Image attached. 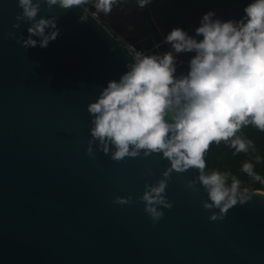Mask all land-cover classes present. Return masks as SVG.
Wrapping results in <instances>:
<instances>
[{"label":"water","instance_id":"water-1","mask_svg":"<svg viewBox=\"0 0 264 264\" xmlns=\"http://www.w3.org/2000/svg\"><path fill=\"white\" fill-rule=\"evenodd\" d=\"M20 12L18 0H0V264H264V189L211 221L219 209L203 208V186L186 189L198 170L173 172V207L154 224L139 198L170 166L162 153L87 154L88 105L131 61L118 37L91 15L80 21L83 8L42 4L38 18L57 15L60 33L25 48Z\"/></svg>","mask_w":264,"mask_h":264},{"label":"clouds","instance_id":"clouds-1","mask_svg":"<svg viewBox=\"0 0 264 264\" xmlns=\"http://www.w3.org/2000/svg\"><path fill=\"white\" fill-rule=\"evenodd\" d=\"M122 0H18L22 12L17 13L14 28L30 22L23 47L45 48L55 40L60 29L59 17L39 16L42 4L51 11L83 8L80 21L89 15L100 22V15H109ZM151 0H137L143 8ZM91 6V7H89ZM92 8L95 11H92ZM240 20L213 19L214 11L205 13L196 28L197 39L181 28H174L165 42L172 51L162 55H146L133 45H126L133 61L119 80H110L98 98L88 105L92 117L87 154L95 157L94 146L113 161L128 157L161 154L170 162L162 178L145 183L139 198L153 223L164 217L163 208L173 202L166 190L173 172L198 170L186 189L198 191L203 186L208 199L205 210L212 211L211 221L223 220L229 209L253 199L248 187L231 172L207 171L205 154L212 144L224 143L234 155L255 150V144L238 133L251 125L264 132V0H252L244 8ZM14 35V33H10ZM33 37H39V41ZM195 52L187 74L177 77L174 53ZM260 161V157H256ZM241 172L253 181L264 184V177L251 162H244ZM148 175H152L151 169ZM231 180V183H229ZM115 204L133 202L132 196H116ZM162 206V207H161Z\"/></svg>","mask_w":264,"mask_h":264},{"label":"trees","instance_id":"trees-1","mask_svg":"<svg viewBox=\"0 0 264 264\" xmlns=\"http://www.w3.org/2000/svg\"><path fill=\"white\" fill-rule=\"evenodd\" d=\"M202 0H151V3L141 8L137 4V0H122L119 4L127 9L139 10L142 12H150L153 20L144 28V35L147 37V45L154 49L148 55H160L172 51L171 45L165 42L166 36L174 28H181L189 35L196 37L198 40L202 36L196 35V28L200 26V22L193 21L190 16V10ZM252 0H236V6L241 8L242 18L244 17V8ZM91 7V6H89ZM92 11H95L92 8ZM113 11V10H112ZM112 13V12H111ZM137 45V44H136ZM139 47V45H137ZM195 55V52L174 53L176 58L177 77L187 74L189 70V61ZM245 139H250L255 144V150L248 153L233 154L234 150L221 143L220 145L212 144L208 152L205 154L207 162V171L218 170L220 172H231L241 181V187H248L250 191L264 189V184L253 181L245 173L241 172L244 162H251L255 171L264 177V132H260L253 126L249 125L238 133ZM260 157V161H256V157ZM231 183V180H229Z\"/></svg>","mask_w":264,"mask_h":264},{"label":"rangeland","instance_id":"rangeland-1","mask_svg":"<svg viewBox=\"0 0 264 264\" xmlns=\"http://www.w3.org/2000/svg\"><path fill=\"white\" fill-rule=\"evenodd\" d=\"M238 6V5H237ZM236 6V0H202L190 10V16L193 21L201 23L203 15L209 11H214L213 19L227 21L230 19H242L241 8ZM99 19L115 34L121 43L134 45L138 51L146 55L152 53L154 48L147 45V37L144 35L143 28L153 20L152 14L139 10L127 9L124 6H115L112 13L107 16L100 15ZM139 47H137V45ZM157 55H160L157 54Z\"/></svg>","mask_w":264,"mask_h":264},{"label":"bare ground","instance_id":"bare-ground-1","mask_svg":"<svg viewBox=\"0 0 264 264\" xmlns=\"http://www.w3.org/2000/svg\"><path fill=\"white\" fill-rule=\"evenodd\" d=\"M120 41V40H119ZM121 42V41H120ZM125 48H127V47H125ZM128 49V48H127ZM133 61V57L131 56V61L130 62H132Z\"/></svg>","mask_w":264,"mask_h":264},{"label":"built area","instance_id":"built-area-1","mask_svg":"<svg viewBox=\"0 0 264 264\" xmlns=\"http://www.w3.org/2000/svg\"><path fill=\"white\" fill-rule=\"evenodd\" d=\"M130 45H132V44H130ZM134 46V45H133Z\"/></svg>","mask_w":264,"mask_h":264}]
</instances>
